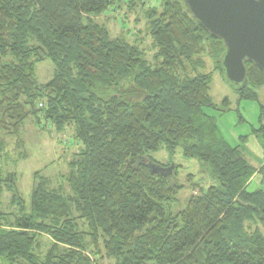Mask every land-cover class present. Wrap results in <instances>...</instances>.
<instances>
[{"label": "trees", "instance_id": "16d2710c", "mask_svg": "<svg viewBox=\"0 0 264 264\" xmlns=\"http://www.w3.org/2000/svg\"><path fill=\"white\" fill-rule=\"evenodd\" d=\"M114 1L0 0V264H264V190H248L257 173L264 181V163L248 159L249 135L232 142L208 111H231L228 97L213 101L203 58L208 48L225 74L224 41L183 0H163L146 10L149 60L94 19ZM46 59L55 75L41 83L36 67ZM245 64L235 92L259 101L264 74ZM30 117L60 133L71 126L80 148L66 173H35L26 203L1 160L13 138L24 147ZM263 117L261 104L252 134L264 153ZM163 146L167 162L149 156ZM178 149L213 183L174 213Z\"/></svg>", "mask_w": 264, "mask_h": 264}, {"label": "rangeland", "instance_id": "374dc122", "mask_svg": "<svg viewBox=\"0 0 264 264\" xmlns=\"http://www.w3.org/2000/svg\"><path fill=\"white\" fill-rule=\"evenodd\" d=\"M130 1L115 0L103 13L93 15L94 19L104 25L113 37L123 36L131 42H138L146 50L147 58L151 60L155 50L152 48V37L148 33L146 10L150 7L160 9L163 0H134V6L132 7L129 5ZM205 52L203 58L207 62L206 72L212 75L210 91L212 99L216 104L220 105L228 97L231 109V111L224 113L211 109L208 111L218 117L222 132L232 142L238 141L237 137L249 135L246 143L247 157L257 162L255 157L257 152L254 151V148L259 143L252 132L253 129L257 130L261 126L260 105H264V85L257 89L259 101L245 100L240 102L233 83L213 62L208 48ZM54 75L55 66L50 59L43 60L37 64L36 76L39 82L46 83ZM240 114L244 118V122H240ZM262 120L264 123V117ZM21 136L24 147H17L13 138L12 144H9L4 152L1 167L5 174L12 173L15 175L20 192L23 198L26 199V203H29L35 183V173L41 171L39 176H60L66 173L68 170V159L74 151L80 148V144L75 140L71 126L60 133L52 123L45 120L39 123L34 117L26 120L21 129ZM25 152L26 156L24 157L23 153ZM149 156L164 163L170 159V155L164 146L157 151L149 153ZM173 161L172 166L176 164L177 169L171 182L183 186L172 206L173 212L176 213L186 207L190 197L198 191L199 186H203L206 190L213 181L210 182L203 175L201 164L196 158L185 157L180 149L173 156ZM257 188L264 190L262 176L258 180L252 179L248 190L252 191ZM49 246L50 237L42 234L39 250L48 253Z\"/></svg>", "mask_w": 264, "mask_h": 264}, {"label": "water", "instance_id": "95a60500", "mask_svg": "<svg viewBox=\"0 0 264 264\" xmlns=\"http://www.w3.org/2000/svg\"><path fill=\"white\" fill-rule=\"evenodd\" d=\"M191 15L222 39V66L227 78L242 85L246 61L264 74V0H183Z\"/></svg>", "mask_w": 264, "mask_h": 264}, {"label": "crops", "instance_id": "0c3cea01", "mask_svg": "<svg viewBox=\"0 0 264 264\" xmlns=\"http://www.w3.org/2000/svg\"><path fill=\"white\" fill-rule=\"evenodd\" d=\"M254 151L257 152V156L254 154L255 157L257 158V162H256L255 160H252V159H251V161L254 162V163H256L257 167L260 168V167L263 165V163H264V153H263V150H262V148H261V151H260L259 146H257V147L254 148ZM259 177H260V174L257 173V174L254 176L253 180H254V179H257V180H258ZM251 183H252V181H251ZM251 183H250V184H251Z\"/></svg>", "mask_w": 264, "mask_h": 264}]
</instances>
